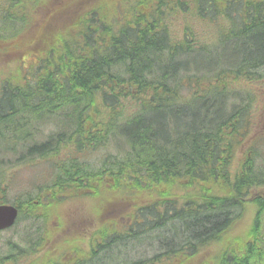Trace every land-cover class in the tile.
I'll return each mask as SVG.
<instances>
[{"label":"trees","instance_id":"1","mask_svg":"<svg viewBox=\"0 0 264 264\" xmlns=\"http://www.w3.org/2000/svg\"><path fill=\"white\" fill-rule=\"evenodd\" d=\"M30 1L27 14L23 0H0V54L14 64L36 55L34 66L16 64L13 87L0 85V173L58 157L44 183L11 202L17 221L31 219L35 234L41 231L35 248L51 240L46 211L62 196L97 198L102 189L135 209L133 221L118 230L111 220L105 234L92 230L86 250L64 252L73 251L77 264L141 238L156 247L137 249L123 264H185L214 243L203 263L264 264V167L255 164L264 133L250 137L248 116L259 96L252 88L264 83V0H127L123 15L119 0ZM181 10L211 23L209 42L195 22L184 25V39L170 37L169 16ZM52 122L57 131L33 138ZM97 148L104 150L98 164L81 158ZM62 149L71 156L59 158ZM5 152H19L16 161L6 163ZM248 204L254 215L236 236ZM10 243L0 264L18 262Z\"/></svg>","mask_w":264,"mask_h":264},{"label":"rangeland","instance_id":"2","mask_svg":"<svg viewBox=\"0 0 264 264\" xmlns=\"http://www.w3.org/2000/svg\"><path fill=\"white\" fill-rule=\"evenodd\" d=\"M110 1V0H108ZM24 2V6H23ZM22 7L25 9L27 14L31 11V1L23 0ZM128 3L127 0H119L118 8H120L119 13L124 14V4ZM127 12V11H126ZM191 10L184 12L181 10L179 13L173 12L171 16H169L170 26L168 28V33L170 37L173 39H184L185 31L183 27L185 24H189L191 22H195L198 25V29H196L197 33H201L206 42H209V38L206 32L207 27L211 25L207 20H200L197 16L194 15ZM130 16L129 14H127ZM1 16V14H0ZM109 18H112V12L108 15ZM121 19L122 16L120 15ZM11 20H6L5 27L12 28L14 25L10 23ZM68 21H72L71 17L68 18ZM200 25V26H199ZM202 26V28H200ZM54 29L51 27L50 32L54 33ZM30 36V35H29ZM21 36L20 38H22ZM19 38V39H20ZM19 56V55H18ZM35 53L31 54L29 57H23L21 60L10 63L12 61L11 56H3L0 54V85H4L6 82V87L9 89L13 87L14 81L17 80V73L14 72L16 64L21 68H28L30 66H34L32 62L35 61ZM9 64L11 65H8ZM37 64V63H36ZM10 68V69H8ZM27 74L26 69L22 70L21 75L24 77ZM252 89H259V96L255 101V106L248 116L253 126H251L250 137L258 136V134L264 133V83L258 84ZM248 92L246 89H241V95H245ZM58 121V119H56ZM41 122V121H40ZM53 130H58L57 125L52 123H45L41 129V131L37 132L33 138L38 140L42 139V136L47 135ZM32 138L29 140L31 141ZM260 145L257 148V154L255 157V164L259 168L264 167V138L259 143ZM249 146V139L243 141V143L236 148L233 163H236L239 159H242L243 156L247 152V148ZM110 151L117 152V148L110 144ZM1 150V149H0ZM21 151V149H18ZM81 158H85L92 164H98L100 156L104 155V150H100L99 148L85 151ZM67 153L69 155H67ZM2 154V153H1ZM0 154V155H1ZM12 154L9 155L6 152L4 156H9L10 160L6 161V163L14 162L17 159V155ZM71 156L70 150H61L59 154V158H68ZM53 160H58V157L49 158L46 160H30L24 163L10 164L4 166V171L0 173V197H5V199H9V203L17 202L20 200H24L27 196V192H25L28 188L32 189V185H40L44 183L47 178L43 175L49 177V170L47 165L49 162ZM3 169H0V172ZM6 187V188H4ZM260 190V189H259ZM264 190V186L262 187ZM100 200H98V199ZM97 198H89L87 196H74L72 195H64L60 199V201L56 204L54 209L52 208L47 210V214H51L47 227L48 233L51 234V240L47 241L45 245L38 249V246L33 245V242L36 241L37 236L40 235L39 232L37 235L34 231V222L31 219L23 218L16 222V224L2 232H0V255L8 252L7 250V242H12L10 244L16 243L17 248L15 251L11 252L12 258L17 260V264H27L31 260L36 261V263L44 261V258L51 259L53 258H61L67 264H77V261L73 259L74 252H67L72 246L76 245L83 250L87 249V245L89 244V237L91 235V231L100 232L105 234L104 229H108L112 227L109 222L111 220L116 222V229L122 230L124 229V225L127 223L126 217L120 216L127 212L130 214L128 218L133 221L134 210L130 208L128 202L108 196V193H104L101 189V193ZM109 210V211H108ZM242 221L238 223V225L234 228L233 234L236 236H240L243 232V228H246L250 223L251 219L254 215V209L251 204L247 205L245 214H243ZM39 224V221L36 222ZM44 230L46 229V225L43 226ZM42 229V227H41ZM166 232L163 230H156V236L163 239L165 238ZM232 234V233H231ZM161 236V237H160ZM163 237V238H162ZM136 241V240H135ZM135 241L130 245H117L115 250H106L105 252H100L96 258L92 260L93 264H123L122 260H133L135 259L136 250L144 251L145 254L150 252L152 249L156 247V245L150 244V240L142 239L137 244ZM219 243H214L205 248H202L198 251L196 257L189 260L185 264H207L210 262V259H206L207 257L213 256L216 248H218ZM115 246V245H114ZM35 248V249H34ZM18 253H22L18 255ZM27 253V255H25ZM141 255V252L139 253ZM206 259V260H205ZM91 261V260H90ZM206 261L207 263H203ZM61 263V262H57ZM78 264H88V261H79Z\"/></svg>","mask_w":264,"mask_h":264},{"label":"water","instance_id":"3","mask_svg":"<svg viewBox=\"0 0 264 264\" xmlns=\"http://www.w3.org/2000/svg\"><path fill=\"white\" fill-rule=\"evenodd\" d=\"M17 212V208L13 205L0 204V230L13 225Z\"/></svg>","mask_w":264,"mask_h":264}]
</instances>
